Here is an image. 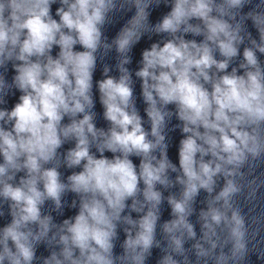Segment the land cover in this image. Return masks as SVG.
I'll list each match as a JSON object with an SVG mask.
<instances>
[{"label": "clouds", "instance_id": "9594fccd", "mask_svg": "<svg viewBox=\"0 0 264 264\" xmlns=\"http://www.w3.org/2000/svg\"><path fill=\"white\" fill-rule=\"evenodd\" d=\"M161 5L169 10L152 22ZM146 36L158 39L133 70ZM260 56L264 0H0V218L10 217L0 264H147L154 248L157 264H248L250 252L264 260V238L249 247L264 229V205L249 219L237 201L254 210L264 189ZM97 93L106 128L96 123ZM176 130L178 165L169 157ZM65 144L73 146L61 151ZM61 168L78 170L63 177ZM165 202L171 218L160 223ZM66 207L75 214L57 222Z\"/></svg>", "mask_w": 264, "mask_h": 264}]
</instances>
